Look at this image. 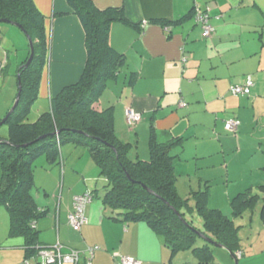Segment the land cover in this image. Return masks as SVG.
<instances>
[{
    "label": "crops",
    "instance_id": "obj_1",
    "mask_svg": "<svg viewBox=\"0 0 264 264\" xmlns=\"http://www.w3.org/2000/svg\"><path fill=\"white\" fill-rule=\"evenodd\" d=\"M92 1L102 11L123 8L128 20L127 24H112L109 30L110 45L125 55L126 63L94 108L113 110L116 135L131 144V157L149 160L152 137L159 143L182 138V145L172 150L182 197L188 188L194 192L206 186L213 194L214 173H229L231 168L227 156L233 159L251 153L259 158L253 173H262L264 0ZM33 3L44 17L52 44L32 108L39 99L47 100V110L44 102L40 105L47 112L52 97L81 78L87 62L86 34L67 0ZM195 5L209 14L214 27L209 37L203 36L201 25L191 16ZM144 21L149 23L143 26ZM249 79L254 81L250 95L231 93L232 87L245 85ZM129 107L142 114L139 125L130 129L125 118ZM232 118L241 122L235 135L225 130L226 121ZM85 147L66 143L55 158L47 154L37 158L41 160L35 165L32 193L38 207L46 211L36 222L39 245L61 244L65 253L99 247L91 264H123L122 256L134 257L142 264H189L190 258L180 262L178 253L174 254L147 222H126L119 211L104 205L106 179L91 154L84 166H79L80 154L84 157L87 153ZM262 184L264 179L257 188ZM248 189L256 191L254 185ZM87 191H95V197L85 209L88 223L77 230L69 224V217L74 198ZM9 234L10 215L0 206V264H41L38 256L26 258L23 237L10 238ZM86 261L87 256L80 264Z\"/></svg>",
    "mask_w": 264,
    "mask_h": 264
},
{
    "label": "trees",
    "instance_id": "obj_2",
    "mask_svg": "<svg viewBox=\"0 0 264 264\" xmlns=\"http://www.w3.org/2000/svg\"><path fill=\"white\" fill-rule=\"evenodd\" d=\"M67 1L79 16L86 34L87 62L81 78L53 96L49 111L42 113L35 123H30L27 120L37 100L42 69L49 55L44 17L33 0H0V20L22 25L32 38L35 50L29 68L18 69V75H22L20 102L7 119L8 136L0 140L3 170L0 206L6 207L10 215V238L25 239L26 258L37 256L43 248L38 243L36 222L46 211L38 207L32 193L35 161L45 154L55 158L61 145L75 143L88 148L101 176L106 179L102 193L104 205L114 212L119 211L124 221L147 222L174 254L192 251L199 264L216 262L213 245L202 239L198 232L227 247L231 255L236 257L237 252L243 255L238 234L240 227L220 209L209 207V186L192 192L194 207L189 206V198L185 199L179 193L172 150L182 145V138L159 143L152 137L149 160L133 159L131 144L116 135L113 110L94 108L107 84L117 79L126 63L125 55L113 49L108 39L112 24L128 23L123 8L102 11L92 0ZM196 7L191 16L197 21ZM232 119L240 122L237 118ZM226 123L225 130L229 132ZM144 186L155 194H150ZM94 192L84 194L95 197ZM263 195L264 184L256 191L248 189L238 193L230 202L233 217L254 211ZM192 208L202 216L203 229H197L193 218H187V212ZM201 239L203 244H199Z\"/></svg>",
    "mask_w": 264,
    "mask_h": 264
},
{
    "label": "rangeland",
    "instance_id": "obj_3",
    "mask_svg": "<svg viewBox=\"0 0 264 264\" xmlns=\"http://www.w3.org/2000/svg\"><path fill=\"white\" fill-rule=\"evenodd\" d=\"M51 44L49 39L48 53L49 50H51ZM29 56L30 44L24 32L13 24L0 23V140L8 136L9 125L7 121L4 124H2V122L12 110L18 95V69L27 62ZM19 76L21 81V73H19ZM231 93L233 94L232 91ZM43 102L44 111L48 109L49 102L39 99L31 110L27 120L28 122L35 123L38 121L42 113H44V111L40 109V105H42ZM236 133L229 132V134L233 135ZM254 136L257 137L256 134H254ZM247 144L251 145L252 141H249ZM67 148H70V146ZM84 150L87 153L84 157L80 154L78 158L79 166H84L86 158L88 159L90 155L88 148L85 147ZM251 155V153L249 157L247 155H239L233 159L227 156V159H229L231 163V168H229V173L223 171L221 173H214L215 183H213L211 188L213 194H210L211 203L209 202L210 208L215 207L221 209L225 216L233 218L236 226L240 227L238 234L241 238L243 255L238 256V264H264V195L253 212L249 210L243 216L236 218L232 215V207L230 204L231 200L238 193L245 191L246 188L251 185H254V189L257 190L258 183L264 179V169L259 170L262 172L259 175L253 173L252 170H256L255 167L257 166L256 164L259 158ZM39 160L36 161L35 165H37ZM0 168L2 169L1 162ZM40 178L41 175L38 173L37 179L39 180ZM100 183L102 184V181ZM33 190H35V188ZM185 191L186 196H184V198L186 199L189 195V206L194 207V198L190 188ZM187 218H193L196 228L203 229V218L196 209L188 211ZM199 242V244L204 243L202 239ZM212 248L216 264H236V260L227 251L215 246ZM178 256H180L178 258L180 262H184L186 259L190 258L189 264H199L192 254V251H179Z\"/></svg>",
    "mask_w": 264,
    "mask_h": 264
},
{
    "label": "built area",
    "instance_id": "obj_4",
    "mask_svg": "<svg viewBox=\"0 0 264 264\" xmlns=\"http://www.w3.org/2000/svg\"><path fill=\"white\" fill-rule=\"evenodd\" d=\"M195 10V17L197 19V22L201 25L203 29V36H211L214 32V27L210 24L209 14L207 13V11H202L201 9H199L198 5ZM146 24H148V21L143 22V26H146ZM253 86L254 82L249 79L245 85L234 86L232 87L231 91L234 95H249ZM182 105L187 106V104L184 102L182 103ZM125 117L127 123L133 128L138 126L142 120V114L130 107L126 108ZM239 125L240 122L238 120L232 119L226 123V129L229 132H236ZM92 200L93 197L89 193L74 198V211L70 214L69 217V224L73 228L79 230L84 224L88 223L85 209L87 205L92 202ZM98 249L99 247H91L84 252L75 249H70L69 252L65 253L63 250V246L61 244H57L55 246L43 247L38 251L37 256L41 259V264H79L82 260L83 255H87L90 262V260L94 257V254ZM241 255V253H238V256ZM122 262L123 264H142L141 261L131 256H122Z\"/></svg>",
    "mask_w": 264,
    "mask_h": 264
},
{
    "label": "water",
    "instance_id": "obj_5",
    "mask_svg": "<svg viewBox=\"0 0 264 264\" xmlns=\"http://www.w3.org/2000/svg\"><path fill=\"white\" fill-rule=\"evenodd\" d=\"M0 23H9V24H13V25L19 27V28L24 32V34L27 36L28 41H29V44H30V56H29L27 62H26L24 65H22L21 68H22L23 70L29 68V66L31 65V63H32V61H33V59H34V55H35V50H34V45H33L32 38H31L30 35L24 30L23 26L20 25V24H17V23H15V22H11V21H7V20H0ZM18 82H19V90H18V95H17L16 101H15V104H14L12 110L10 111V113L8 114L7 118L2 122V124H4V123L7 121L8 117H9V116L11 115V113L16 109V107L19 105L20 98H21V94H22V83H21V81H20V76H19V75H18ZM58 133H59V132H57V134H58ZM80 133H83V132H80ZM144 188H145L150 194H155L152 190H150V189L147 188L146 186H144ZM198 235H199L202 239H204L205 241H207L209 244H211V245H213V246H215V247H217V248H221V249H226V250H228L227 247H225L224 245L216 243L214 240H212V239L206 237V236L203 235L202 233L198 232ZM228 251H229V250H228ZM229 253L231 254L230 251H229ZM235 260H236V264H238V260H237V259H235Z\"/></svg>",
    "mask_w": 264,
    "mask_h": 264
},
{
    "label": "clouds",
    "instance_id": "obj_6",
    "mask_svg": "<svg viewBox=\"0 0 264 264\" xmlns=\"http://www.w3.org/2000/svg\"><path fill=\"white\" fill-rule=\"evenodd\" d=\"M126 118V117H125ZM127 121V120H126ZM57 134V133H56ZM238 253H241V252H237L235 255H236V259L238 258ZM242 254V253H241ZM85 256H87V255H85ZM84 258V257H83ZM82 258V259H83ZM238 260V259H237ZM82 261V260H81ZM87 262H89V259H88V256H87ZM90 264H91V260H90V262H89Z\"/></svg>",
    "mask_w": 264,
    "mask_h": 264
}]
</instances>
